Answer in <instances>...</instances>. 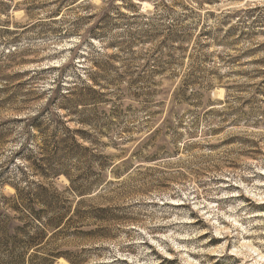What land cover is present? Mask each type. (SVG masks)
<instances>
[{
  "label": "rangeland",
  "instance_id": "374dc122",
  "mask_svg": "<svg viewBox=\"0 0 264 264\" xmlns=\"http://www.w3.org/2000/svg\"><path fill=\"white\" fill-rule=\"evenodd\" d=\"M5 225L0 264H264V0H0Z\"/></svg>",
  "mask_w": 264,
  "mask_h": 264
},
{
  "label": "trees",
  "instance_id": "16d2710c",
  "mask_svg": "<svg viewBox=\"0 0 264 264\" xmlns=\"http://www.w3.org/2000/svg\"><path fill=\"white\" fill-rule=\"evenodd\" d=\"M82 90L83 89H79L76 92H74V90L70 89L67 93H65V97H67V98L81 97V95H83ZM36 119H37V117L33 118V120H36ZM81 133H80V135L82 136V138H84L85 140H89L90 144L93 145V139L91 138L92 136H89V134L85 133V132H81ZM55 147H56L57 151H64L67 154H72L75 150H85V151L90 150L89 147H84L82 143H80V142L78 143L76 138L70 134L65 135L59 141H57ZM51 159H52V156H48L47 160L51 161ZM81 159H83V157ZM80 162H82L83 164H87V166L91 167L93 160L91 158L86 157L84 160H81ZM66 175L69 177L68 172H66ZM82 187L83 186H78V187H76V189L80 193V195L85 196L88 194L87 191H89V190H88V188H82ZM27 188L29 190L28 193L32 194L34 190L30 189L29 186ZM16 190H17V192H16L14 198L18 199V202H19V200H22V202H24L23 201L24 197L22 194L25 191V189L21 191V189L18 186H16ZM43 192H47V189L42 185H38L36 193H33L34 195H37L36 202L37 203L41 202L45 207L54 206L56 204L55 196L51 200H48V198L45 195H43ZM27 211H28L29 215H32L33 218L34 219L36 218L39 222V225H37L38 231L36 232V235L29 238V246H31V248L32 247L36 248L40 244H42L43 238L46 235V228L49 227L53 231L57 230V229L60 230L61 228H63L65 226V224L68 220L67 219V217H68L67 212H65L63 214L52 215L47 220H45L43 222L42 221L43 218L40 214V211H36V209L32 206L31 207L29 206L27 208ZM0 233L2 235H8L9 234V230H8V228H6V225L1 226ZM12 263L14 264L15 262H12V258H11L9 264H12Z\"/></svg>",
  "mask_w": 264,
  "mask_h": 264
},
{
  "label": "bare ground",
  "instance_id": "6f19581e",
  "mask_svg": "<svg viewBox=\"0 0 264 264\" xmlns=\"http://www.w3.org/2000/svg\"><path fill=\"white\" fill-rule=\"evenodd\" d=\"M252 250H254V249H252ZM255 252H257V250H254ZM259 256H260V258L263 260L264 259V255L263 254H258Z\"/></svg>",
  "mask_w": 264,
  "mask_h": 264
}]
</instances>
